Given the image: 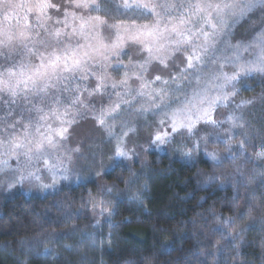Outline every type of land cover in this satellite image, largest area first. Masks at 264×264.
I'll return each instance as SVG.
<instances>
[{
    "label": "snow or ice",
    "instance_id": "obj_1",
    "mask_svg": "<svg viewBox=\"0 0 264 264\" xmlns=\"http://www.w3.org/2000/svg\"><path fill=\"white\" fill-rule=\"evenodd\" d=\"M258 9L264 12V0H0V102L8 106L0 116V187L27 182L47 191L58 177L68 179L73 153L83 155L80 147H66L68 129L85 112L115 141L107 171L131 172L123 161L141 155L125 140L135 127L124 115L133 113L158 118L146 147L138 146L145 151L171 148L213 167L240 156L250 162L248 137L231 143L240 135L233 129L246 127L243 116L232 111L216 119L214 113L254 103L232 98L247 89V79L264 77V27L246 41L228 38L233 25ZM260 147L256 156L264 160ZM140 175L131 172L129 187ZM111 192L90 194L100 216Z\"/></svg>",
    "mask_w": 264,
    "mask_h": 264
},
{
    "label": "trees",
    "instance_id": "obj_2",
    "mask_svg": "<svg viewBox=\"0 0 264 264\" xmlns=\"http://www.w3.org/2000/svg\"><path fill=\"white\" fill-rule=\"evenodd\" d=\"M261 27L264 12L258 9L233 25L228 39L246 41ZM246 85L232 99L254 103L225 109L243 116L246 127L233 129L240 135L231 143L238 145L246 135L250 162L240 156L213 167L171 149L151 152L146 165L131 170L141 174L131 187L128 169L105 174L112 192L104 216L88 203L99 190L92 181L43 197L17 193L4 198L0 264H264V160L256 156L264 144V77L249 78ZM211 148L228 155L223 145ZM210 176L218 179L208 181ZM219 228L238 238H222L215 231Z\"/></svg>",
    "mask_w": 264,
    "mask_h": 264
},
{
    "label": "rangeland",
    "instance_id": "obj_3",
    "mask_svg": "<svg viewBox=\"0 0 264 264\" xmlns=\"http://www.w3.org/2000/svg\"><path fill=\"white\" fill-rule=\"evenodd\" d=\"M53 2L59 3V0H53ZM12 23H15V21H12ZM177 63L179 64V61H177ZM163 74L167 75V70H164ZM261 98L263 99L264 96ZM262 101L264 102V99ZM0 105H2L0 106V116H7L8 106L3 104V102H0ZM257 105H259L258 107L262 106L261 101L256 103V106ZM227 114L228 111H226L224 107H221L216 109L214 117L216 119H224ZM8 118L11 119L12 117ZM124 120L129 121L130 124L135 127V131H130L125 138L127 147L134 148L141 153L139 157L123 161L124 164L128 165L130 170H134L137 165L144 166L147 164V155L151 152L145 151L144 147L138 146L143 145L146 147V142L150 139L151 132L153 131L154 122L158 120V118L153 117L149 112L146 116L141 117H137L135 113L131 116L125 114ZM119 123L120 122H117V127L115 129L117 133L120 131ZM225 128H227V125H225ZM209 130L211 131V129ZM221 131L223 133V130ZM65 144L69 149L80 147L81 153L83 154L81 156L79 153H73V162L68 165V179L65 180L58 177L55 187L47 191H43L27 182H25L22 187L17 186L11 189L0 187V204L2 199L17 193L43 197L57 191L61 187H73L79 184H85L89 181L96 183L99 189L107 188L104 183V176L109 172L107 171V166L112 163L109 159V154L114 149L115 141H109L105 131L96 126L89 112H85L82 116H79L77 122L68 129V139ZM93 155H95L96 158L95 165L92 164ZM9 163L15 166V159L10 160ZM101 164H103V167H101ZM94 213L98 214L99 212L95 210Z\"/></svg>",
    "mask_w": 264,
    "mask_h": 264
}]
</instances>
